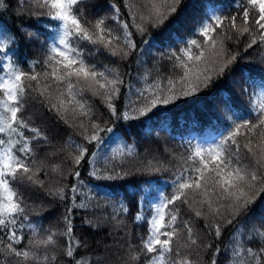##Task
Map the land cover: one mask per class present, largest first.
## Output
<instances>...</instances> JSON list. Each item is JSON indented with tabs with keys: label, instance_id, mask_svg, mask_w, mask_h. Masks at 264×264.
<instances>
[{
	"label": "snow or ice",
	"instance_id": "snow-or-ice-1",
	"mask_svg": "<svg viewBox=\"0 0 264 264\" xmlns=\"http://www.w3.org/2000/svg\"><path fill=\"white\" fill-rule=\"evenodd\" d=\"M17 3L20 5L17 16L35 18L37 22L47 18L56 29V36L45 42L43 60L32 61L29 71H25L22 61L14 58L17 36L0 30V255L4 257L0 264H49L56 259L51 249L57 247L58 236L65 240L63 255L70 258V264H93L88 258H78V250L85 245L75 235L73 212L88 210L92 206L89 198L95 199L89 193L84 201L78 202L83 194L79 169L90 163V175L97 180L125 179L130 173L111 161L117 155L121 158L133 155L134 149L121 146L109 158L108 167H95L97 153L87 145L98 148L104 142L100 133L111 132L112 128L92 119L95 113L84 99L85 92L98 96L118 120L134 119L131 112L144 116L159 106L198 95L223 77L226 70L231 72L240 52L238 47L230 48L229 43L239 46L243 40L244 51L264 45V0H246L238 6L241 11L230 16L217 14L211 7L203 11L192 29V38L185 39L183 47L161 54L175 74L157 75L149 81L150 73L145 72L147 87L137 90L138 106L122 112L118 111L116 101L125 88L123 75L118 68L90 62L91 56L103 49L110 57L127 61L142 52L134 33L145 37L150 30L168 24L181 10L183 0H122L124 12L119 4L109 0L111 16H97L93 20L84 13L86 0H17ZM5 9V0H0V11ZM34 27L30 23L17 31L34 43L39 39V29L31 31ZM141 43L148 41L142 39ZM84 46H91L93 52L86 53ZM38 65L40 72L34 70ZM229 87H238L239 95L249 98V116L241 117L233 111L236 100L229 97L226 109L236 116L231 120L230 130L217 142L190 144L186 148V158H181L183 165L171 181V195H162L158 202L147 204V215L143 211L146 202L143 198L137 201L134 219L147 224V234L139 238L138 244L126 241L127 259L122 258V264H139L142 256L145 264H200L202 250H210V264H218L222 252L229 264H264V217L260 218V227H249L252 206L264 193V89L249 92L235 80ZM33 97L65 124L70 123V117L72 121L79 120L70 126L79 127L85 141V144L67 142L74 152L69 153V170L62 176L64 183L55 188L46 187L45 180L38 178L41 171L47 177V171L37 153L50 141L25 118L27 100ZM253 113L255 121L251 118ZM80 118L89 121L87 127ZM241 136L243 143L238 139ZM56 170L54 166L53 171ZM69 177L71 184L67 183ZM26 184L44 189L47 195L66 205L62 232L32 223L30 211L35 210L29 209L16 187ZM181 206H187L194 218L205 221L204 228L213 241L219 242L224 228L233 226L229 246L222 250L213 243L198 242L191 221L181 216ZM128 211L127 206H119L121 215ZM112 219L114 227H124L116 213ZM83 223L90 228L101 226L93 219H85ZM25 228L30 229L27 240ZM182 230L186 234L183 242ZM193 255L196 259L191 258Z\"/></svg>",
	"mask_w": 264,
	"mask_h": 264
},
{
	"label": "trees",
	"instance_id": "trees-1",
	"mask_svg": "<svg viewBox=\"0 0 264 264\" xmlns=\"http://www.w3.org/2000/svg\"><path fill=\"white\" fill-rule=\"evenodd\" d=\"M94 2L96 4L92 6L89 13H85L89 20H93L97 16H110L111 11L107 7L109 0H86V4L92 5ZM111 2L119 5L123 4L122 0H111ZM242 3H246V0H183L178 15L163 26H171L169 31H165L164 28V35L151 32L152 29L150 30V37L146 39L148 43L142 44L141 40L143 37L134 33L133 38L136 40L138 48L142 49V52L134 54L127 61L110 57L103 49L99 53L93 54L90 62L98 66L108 65L109 67L118 68L125 79V88L121 89L120 99L116 101L118 111H129L130 108L134 109L138 106L137 90L147 87L143 79L145 72L150 73L149 81L154 80L157 75L162 77L172 75V65L166 59H161V54L168 52L170 49L176 50L183 47L181 40L192 38V29L197 26L196 22L201 18L203 11H207L211 7L217 14H222L223 16L235 15L241 11V8L238 6ZM5 4L6 9L0 11V30L6 33H13L17 36V44L14 46L16 56L14 58L20 59L24 70L29 71V64L32 61L43 60L45 45L42 43L44 40L45 42H51L56 36V29L52 26V30L54 31L51 32V35L46 36L45 34V36H39V39L33 43L23 38L17 29L27 27L31 23L36 25L31 31H37L39 26H44L47 22L49 23L47 18H40L37 22L35 18L29 19L27 16L19 17L16 15V12L20 8L17 0H5ZM99 5H103L104 7H97ZM4 12L7 13V16L4 15ZM182 16L183 19L181 20ZM107 23L111 25L112 21L108 20ZM190 25L193 28H190ZM41 38H43L42 41ZM39 42L41 43L39 44ZM229 47L233 48V50H237L238 47L240 52L236 63L232 66L231 72L226 70L223 77L214 80L207 89L198 95L176 101L174 108L169 111H161L156 108L149 118H145L146 115L139 116L137 113L131 112L130 114L135 117L134 119L118 120L116 117L110 115L98 96L85 92L84 99L91 105L95 113L92 119L102 126L112 128L111 132L105 131L100 133L104 142L98 148L87 145L90 151L97 153L95 167L101 169L108 167L109 158L113 156L114 150L121 146L127 145L132 147L134 153L131 156H127L126 154L123 158L117 155L116 159L111 161L113 164H120L130 173L128 177L122 180L107 181L95 179L90 175L92 171L90 163L84 164L79 169L81 180L83 181V194L79 195L78 202L84 201L85 197L89 196V193L95 199L89 198L92 206L88 210L76 209L73 212L74 224L76 226L75 235L85 245L78 250V258H88L93 261V264H122V258L127 259V243L138 244L139 238L147 234V224L136 222L134 219L138 212L137 201L143 198L146 202L143 211L147 215L149 211L147 204L154 203V200L161 195L162 190L168 191L172 189L171 181L174 175L177 174L178 168L183 165L181 158H186V148L190 144L208 145V143L217 142L230 130L231 120L236 119V116H233V113L226 109L225 102L229 97H233L236 100L233 111L241 117L249 116V109L251 107L249 98L239 95L238 87L230 88L229 85L235 80L243 83L249 92L255 91L258 93L264 89V45H254L253 48L244 51L242 40L239 46L229 43ZM84 48L86 53L93 52L91 46H84ZM38 67L39 65L34 70L36 72L42 71ZM157 69L159 70L158 73ZM126 88L128 90H125ZM234 93L238 96V99L233 95ZM212 96L216 97L215 101L212 100ZM192 99L196 100L194 105L191 106L186 103ZM209 99L212 100L211 103H209ZM136 101L137 106H134ZM199 103L203 104V108L206 106V109H195ZM24 115L26 119L31 121L32 126L41 129L50 141L49 144L42 145L37 153L38 160L44 162L47 171V177H45V172L41 171L38 178L45 180V182L50 178L49 182L45 183V185L46 187L55 188L56 181L60 180L65 172H68L70 165L69 153L74 152V149L67 142L85 144L79 127H74L77 128L76 131L71 132L70 130V128H73L70 124H78L79 120L72 121L70 117V123L65 124L57 118L54 112H49L35 97L27 100ZM161 117L177 119L180 122H185L189 118L194 123L191 126L189 125L190 131H185L182 134L183 136H181V144L185 149V153H180L177 146L172 143L169 146L170 151L166 152L163 150L160 154L156 152L141 153L138 151L143 149L139 144L141 136H148L152 139L159 134L155 132L153 127L157 124L155 121ZM251 118L255 121L254 113L251 115ZM80 119L84 120L87 127L89 121L86 118ZM149 119H153L152 123L145 122ZM146 129L151 130L148 131ZM241 137L239 138H241L240 141L243 143V136ZM172 142L177 143L175 140ZM244 161L248 163V161ZM54 166L57 169L56 171H53ZM157 168L160 170L156 171L155 169ZM71 182L70 177L67 183L71 184ZM16 187L23 195L29 209L35 210L30 211L32 223H35L37 220V225L45 229L44 227L47 224L56 223L58 218L63 221L66 211L64 203L50 197L44 189L38 186V189H35V185L31 184L17 185ZM36 192H38V196ZM121 204L127 206L129 209L123 215L119 213V206ZM49 206L53 209L51 212L55 215L52 214L51 218H45L44 212L50 209L48 208ZM252 209L249 227L252 225L260 227V218L264 217V193L257 199ZM113 213H116L117 218L123 221V228L114 227ZM181 216L183 219L191 221L198 242L213 243L214 247L219 246L222 250L229 246L230 238L234 231L233 226L224 228L220 241L216 242L207 234L204 228L205 221L200 218H194L193 213L189 211L187 206H181ZM85 219L96 220L101 226L99 228H90L83 223ZM64 227L63 221L61 232L64 230ZM29 232L30 229L25 228L26 240L29 238ZM59 238L63 242L57 241V247L51 249V254L55 255L56 259L49 261V264H70V258L63 255V249L66 246L65 240L61 236L56 237V239ZM184 240H186V234L182 230L181 242ZM253 247H256V245L254 244ZM40 251L43 252L44 250L40 249ZM209 255L210 250H202L200 252V264H210ZM191 258L196 259V256L193 255ZM3 259L4 257L0 255V260ZM217 259L218 264H229L223 252ZM139 264H145L143 256Z\"/></svg>",
	"mask_w": 264,
	"mask_h": 264
},
{
	"label": "bare ground",
	"instance_id": "bare-ground-1",
	"mask_svg": "<svg viewBox=\"0 0 264 264\" xmlns=\"http://www.w3.org/2000/svg\"><path fill=\"white\" fill-rule=\"evenodd\" d=\"M95 4H96L95 2L92 5L91 4H86V6L83 9L84 13H89L90 9H92V6L95 5ZM120 6H121V11L124 12L123 11V9H124L123 4H120ZM4 15L7 16V13L4 12ZM110 16H111V13H110ZM183 16H184V13H183ZM183 16H182L181 20L183 19ZM46 24H48L47 27H46ZM164 28H165V31H169L171 29V26L169 25V26L162 27L160 29H155V30L153 29L151 32H156V33H159V35H164ZM190 28H193V27L190 25ZM37 29H39V36H41V37L45 36V34H46V36L51 35V32L54 31V30H52V26L48 22L45 23L44 26H39ZM151 32H149V34H147L145 37H143V39H148L150 37V35H151ZM11 34H13V33H11ZM176 37H178V36H176ZM42 40H43V38H41V41ZM183 41H184V39L181 40V42H183ZM40 43L41 42H39V44ZM42 44L45 45V40L43 41ZM38 68L41 69L40 66ZM174 74L175 73L172 71V75H174ZM212 100L215 101L216 97L212 96ZM212 100L209 99V103H211ZM137 101L134 103V106H137V104H136ZM175 103L176 102L171 103L169 105L159 106L157 108L160 109L161 111H169L172 108H174ZM186 103H188V104H190L192 106V105H194L196 103V100L192 99L190 102H186ZM204 107L205 108H203V104L202 103H199V104L196 105L195 109H198V108L206 109V106H204ZM154 110L155 109H153L152 111L148 112L146 114L145 118H147V117L149 118L153 114L152 112ZM153 119L146 120L145 122L146 123H152ZM155 122L157 124L153 128H154L155 132H158L159 134L156 135L155 137H153L152 139L150 137H148V136H141L139 138V144L143 147V149L138 150V151H140L141 153L156 152L157 154H160L161 152H163V150H165L166 152L170 151L169 146H170V143H172V144H175L177 146V149H179L180 153L181 152L185 153V149L182 147V144H181V136H183L182 134L185 131H190V129H191L190 126L193 125L194 123L189 118L185 122H180L177 119L175 120V119H172V118H165V117L164 118L161 117ZM76 129L77 128H74V127L70 128L71 132L72 131H76ZM146 130L149 131L151 129H146ZM241 138H239V139H241ZM174 140L177 143H173L172 141H174ZM208 145H209V143H208ZM246 161H248V160H246ZM243 162L245 163V161H243ZM66 174L67 173L65 172L64 175H66ZM146 175H152V174H146ZM49 179L50 178H48L47 182H45V183H48ZM62 183H64V181H63L62 178H60V180L56 181V183H55L56 186L55 187H58V186L62 185ZM35 189H38L36 185H35ZM172 191H173V189L168 190V191L167 190H162L161 191V195H171ZM36 194L38 196V192H36ZM48 208H50V209L46 210L44 212L45 218H51L53 215H55L54 213L51 212V211H53V209L50 206ZM33 224H37V220L35 221V223L33 222ZM62 227H63V221L60 220V218H58L56 223H52L50 225L47 224V226L44 227V228L45 229H52L53 231L59 233V232H61V228ZM58 237H60V236H58ZM57 241L63 242L62 240H60V238L57 239Z\"/></svg>",
	"mask_w": 264,
	"mask_h": 264
},
{
	"label": "rangeland",
	"instance_id": "rangeland-1",
	"mask_svg": "<svg viewBox=\"0 0 264 264\" xmlns=\"http://www.w3.org/2000/svg\"><path fill=\"white\" fill-rule=\"evenodd\" d=\"M212 143H214V142H211V143H209V144H212ZM161 196H162V195H159V196L154 200V203L158 202Z\"/></svg>",
	"mask_w": 264,
	"mask_h": 264
}]
</instances>
